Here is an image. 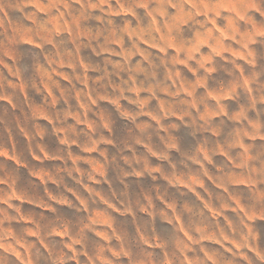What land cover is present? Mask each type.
I'll return each instance as SVG.
<instances>
[{
  "label": "rangeland",
  "instance_id": "374dc122",
  "mask_svg": "<svg viewBox=\"0 0 264 264\" xmlns=\"http://www.w3.org/2000/svg\"><path fill=\"white\" fill-rule=\"evenodd\" d=\"M251 151L264 0H0L9 264H264Z\"/></svg>",
  "mask_w": 264,
  "mask_h": 264
},
{
  "label": "crops",
  "instance_id": "0c3cea01",
  "mask_svg": "<svg viewBox=\"0 0 264 264\" xmlns=\"http://www.w3.org/2000/svg\"><path fill=\"white\" fill-rule=\"evenodd\" d=\"M251 126L254 127L255 123H251ZM259 162V161H258ZM262 173L264 175V161L257 164V155L251 151V223L255 222V218L264 220V206H257V200H264L263 195H257V174ZM264 183V181H262ZM264 188L262 189V193Z\"/></svg>",
  "mask_w": 264,
  "mask_h": 264
},
{
  "label": "clouds",
  "instance_id": "9594fccd",
  "mask_svg": "<svg viewBox=\"0 0 264 264\" xmlns=\"http://www.w3.org/2000/svg\"><path fill=\"white\" fill-rule=\"evenodd\" d=\"M251 242L250 241H245V240H242L241 241V246L244 247V248H247L249 246ZM252 247L255 248L256 245L255 244H252ZM9 248H5V251H8ZM257 255L261 258V259H264V247H261L258 249L257 251ZM0 264H9V262L7 261L6 258L4 257H0Z\"/></svg>",
  "mask_w": 264,
  "mask_h": 264
}]
</instances>
